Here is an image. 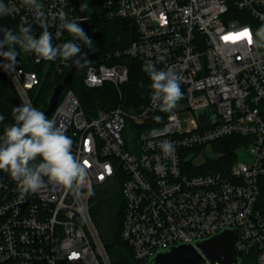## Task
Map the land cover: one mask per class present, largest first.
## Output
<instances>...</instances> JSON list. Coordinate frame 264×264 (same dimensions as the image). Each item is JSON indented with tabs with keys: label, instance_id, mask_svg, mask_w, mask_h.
<instances>
[{
	"label": "built area",
	"instance_id": "1",
	"mask_svg": "<svg viewBox=\"0 0 264 264\" xmlns=\"http://www.w3.org/2000/svg\"><path fill=\"white\" fill-rule=\"evenodd\" d=\"M3 2L12 9L8 16L19 26L30 24L36 38L45 30L22 0ZM40 2L53 45L73 40L60 27L61 11L80 23L69 0ZM103 7L109 18L130 19L137 27V39L117 57L173 67L183 98L172 114L163 113L153 107L150 90L148 102L132 109L122 98L128 65L89 66L85 86L112 85L119 106L88 117L69 90L49 117L72 138L89 181L70 190L45 178L40 190L21 197L18 183L1 173L0 264H111L91 211L98 198L113 194L123 202L122 241L138 264L229 229L240 233L238 256L255 252L256 263L264 264V208L258 204L264 188V49L238 36L244 25L254 32L264 23V0H103ZM74 42L82 49V40ZM76 59L60 60L56 72L63 74ZM41 61L36 57L35 63ZM7 73L24 103L33 106L29 93L40 85L39 74L19 67L18 58ZM200 111H206L205 123ZM185 112L191 120L181 119ZM229 136L247 140L240 148L248 149L249 160L234 163L230 177L191 173L193 153ZM162 141L175 145L172 156L164 155ZM199 264L221 263L203 256Z\"/></svg>",
	"mask_w": 264,
	"mask_h": 264
},
{
	"label": "clouds",
	"instance_id": "2",
	"mask_svg": "<svg viewBox=\"0 0 264 264\" xmlns=\"http://www.w3.org/2000/svg\"><path fill=\"white\" fill-rule=\"evenodd\" d=\"M23 6L33 11L37 23L44 27L40 36L32 34L29 24H21L18 31L0 27L3 38L0 39V57L8 63L0 65L5 71H13L20 51L35 54L39 59L55 61L58 58L67 61L79 57L81 46L74 40H82L91 48L92 39L80 23L69 20L67 13L61 11L60 27L69 33L73 40L60 45H53L52 35L44 25L45 13L40 0H22ZM11 7L0 0V17L10 15ZM264 20V16H261ZM244 36L256 50L264 49V23L253 32L251 26L244 25ZM7 48V50H3ZM80 57L76 60L81 63ZM142 70L150 77L152 90L151 102L160 112L172 114L183 98L181 78L174 68L157 69L152 60L144 63ZM13 123L5 124V117L0 115L3 132L0 134V171H3L18 183L21 197L35 193L45 185V178L50 184L61 185L67 189H76L89 181V171L85 163L73 153V140L65 134L56 119L48 118L43 111L31 103H22L12 109ZM156 122H162L161 116H155ZM156 129L151 131L155 135ZM160 148L166 157L175 153L171 141H162Z\"/></svg>",
	"mask_w": 264,
	"mask_h": 264
},
{
	"label": "trees",
	"instance_id": "3",
	"mask_svg": "<svg viewBox=\"0 0 264 264\" xmlns=\"http://www.w3.org/2000/svg\"><path fill=\"white\" fill-rule=\"evenodd\" d=\"M88 18L89 27L92 33V46L88 48L87 59L83 67L74 74L72 83L67 86L61 96L63 99L65 93L69 90L79 98L82 108L88 117L97 116L100 111H107L119 106L120 96L115 87L105 84L100 88H87L84 84L87 68L89 66L117 65L126 64L130 69V80L123 87L122 98L127 107L138 109L146 104L150 96V77L142 68L146 61L144 59H133L125 54L117 57V52H124L138 37L136 24L130 19L109 18L103 7V0H80ZM0 27H8L18 31L19 24L9 16L0 17ZM3 33L0 32V39ZM81 41V40H77ZM63 43H58L60 45ZM7 49V48H6ZM18 66L29 71H36L39 74L41 83L33 88L29 97L35 108L45 112L48 107L49 99L57 84H59L67 72L58 74L55 65L60 61H45L35 63V54H25L19 50ZM154 63V62H153ZM0 65L2 62L0 60ZM157 69H160L156 65ZM24 103L17 89L15 88L9 74L0 67V115L5 117L4 123H13L12 109ZM3 132V125L0 124V134ZM247 140L240 136H229L222 140L214 142L215 150L222 154L217 160H210L203 167H193L190 169L193 174H209L213 172L223 173L230 177L231 168L238 156V149L245 145ZM188 153V152H187ZM189 172L192 163L185 164ZM6 174L0 171V174ZM110 197L121 198L118 194L105 195L103 200H99L97 205L91 211L92 222L103 242L105 252L111 264H138L128 248L122 241V221H123V202L113 216L108 213L112 203ZM104 201H108L104 203ZM259 206L264 208V188L258 202ZM107 209V215H105ZM104 211L102 214L101 211ZM106 220V221H105ZM105 225V227H104ZM240 264H257L256 253L241 255Z\"/></svg>",
	"mask_w": 264,
	"mask_h": 264
},
{
	"label": "water",
	"instance_id": "4",
	"mask_svg": "<svg viewBox=\"0 0 264 264\" xmlns=\"http://www.w3.org/2000/svg\"><path fill=\"white\" fill-rule=\"evenodd\" d=\"M69 2L80 19V26L91 38L92 33L87 20V14L80 0H69ZM87 52L88 48L82 41L81 53L77 59H80V57H86L87 59ZM86 59H81L80 64H77L75 61L63 80L55 86L49 99L48 107L44 112L48 118L58 106L67 86L72 83L74 74L83 67ZM197 115L203 123L207 121L206 111H200ZM239 234L238 230L229 229L208 239L199 240L195 242V245L184 243L172 246L158 252L148 264H199L203 261V256L221 264H240L241 259L235 251V243L239 238Z\"/></svg>",
	"mask_w": 264,
	"mask_h": 264
},
{
	"label": "rangeland",
	"instance_id": "5",
	"mask_svg": "<svg viewBox=\"0 0 264 264\" xmlns=\"http://www.w3.org/2000/svg\"><path fill=\"white\" fill-rule=\"evenodd\" d=\"M180 117H181V119H183V120L185 119L187 121L192 119V115L189 112L181 113ZM237 153H238V156H237L235 163H237L239 161H246V160L250 159L249 151L246 148L241 147L240 149H238ZM221 156H222V154L218 153L215 150L214 143L209 144L208 146L202 148V150L192 154L193 166L196 168L203 167L208 163V161L217 160ZM101 199L103 200V198H98L94 202V207L97 205V203ZM106 202H108V201H104V203H106ZM110 202L112 203V205H111V207L108 208L109 209L108 213L110 214V216H113L115 214V212H117V209L120 207L121 202H122V198L116 199V197H110ZM101 212H102V214L104 213L103 210ZM105 212H106L105 215H107V209H105ZM107 217H108V215H107ZM104 227H105V225H104ZM102 244H103V242H102Z\"/></svg>",
	"mask_w": 264,
	"mask_h": 264
},
{
	"label": "snow or ice",
	"instance_id": "6",
	"mask_svg": "<svg viewBox=\"0 0 264 264\" xmlns=\"http://www.w3.org/2000/svg\"><path fill=\"white\" fill-rule=\"evenodd\" d=\"M244 35H245L244 33L238 34V36H244Z\"/></svg>",
	"mask_w": 264,
	"mask_h": 264
},
{
	"label": "bare ground",
	"instance_id": "7",
	"mask_svg": "<svg viewBox=\"0 0 264 264\" xmlns=\"http://www.w3.org/2000/svg\"><path fill=\"white\" fill-rule=\"evenodd\" d=\"M87 20H88V18H87Z\"/></svg>",
	"mask_w": 264,
	"mask_h": 264
}]
</instances>
